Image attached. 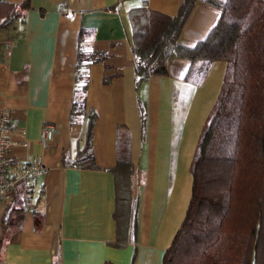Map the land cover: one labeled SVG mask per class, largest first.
<instances>
[{
  "label": "crops",
  "instance_id": "crops-1",
  "mask_svg": "<svg viewBox=\"0 0 264 264\" xmlns=\"http://www.w3.org/2000/svg\"><path fill=\"white\" fill-rule=\"evenodd\" d=\"M144 1L148 9L173 16L183 0ZM113 5L116 10H109ZM141 6L142 0H30L21 19L0 29V111L9 112L11 129L7 177L19 176L27 163L44 167L29 192L17 181L0 201V264H51L54 258L60 264H162L185 215L189 165L225 63L214 62L195 85L186 76L189 62L172 58L167 75L136 87L128 14ZM219 14L198 1L180 43L202 41ZM80 30L87 35L83 50L108 54L86 69L85 103L97 113L94 169L62 163L75 157L85 132L84 123L69 124ZM44 124L54 128L46 142L40 139ZM124 146L139 200L137 239L115 248L110 169ZM143 156L146 167L140 168Z\"/></svg>",
  "mask_w": 264,
  "mask_h": 264
},
{
  "label": "trees",
  "instance_id": "trees-1",
  "mask_svg": "<svg viewBox=\"0 0 264 264\" xmlns=\"http://www.w3.org/2000/svg\"><path fill=\"white\" fill-rule=\"evenodd\" d=\"M29 1L0 0V29L21 19ZM128 14L134 83L167 75L172 58L189 62L186 76L200 85L211 65L225 63L218 94L200 131L189 165L190 199L162 264H264V0H183L173 16L145 6ZM217 10L219 18L193 46L180 43L195 4ZM109 10L115 11L116 5ZM80 30L70 126L85 124L82 146L65 166L94 169V109L87 108L86 69L102 62L105 51H85ZM187 78V79H188ZM141 130L146 111L139 105ZM125 144V142H124ZM124 146L110 169L114 181L115 240L122 248L137 239L139 200L132 192L134 166ZM51 264H60L54 258Z\"/></svg>",
  "mask_w": 264,
  "mask_h": 264
},
{
  "label": "built area",
  "instance_id": "built-area-1",
  "mask_svg": "<svg viewBox=\"0 0 264 264\" xmlns=\"http://www.w3.org/2000/svg\"><path fill=\"white\" fill-rule=\"evenodd\" d=\"M11 133L10 115L5 109L0 111V201L4 200L12 188V184L19 181L23 183L25 192L30 190V182L36 178L38 174L44 171L41 164H24L19 176L13 180L7 177V154L9 151L8 137ZM54 135V128L50 124H44L40 130V139L42 141L50 140Z\"/></svg>",
  "mask_w": 264,
  "mask_h": 264
},
{
  "label": "rangeland",
  "instance_id": "rangeland-1",
  "mask_svg": "<svg viewBox=\"0 0 264 264\" xmlns=\"http://www.w3.org/2000/svg\"><path fill=\"white\" fill-rule=\"evenodd\" d=\"M186 104V103H185ZM176 113H177V120H181V118H182V115L184 114V112H182V111H180V106H179V108L177 109V111H176ZM144 159H145V157L143 156L142 157V159H141V162H140V168L142 167H146V165H145V163H144ZM172 166H174V165H172Z\"/></svg>",
  "mask_w": 264,
  "mask_h": 264
}]
</instances>
